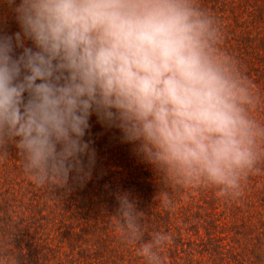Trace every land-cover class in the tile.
I'll return each instance as SVG.
<instances>
[{
  "label": "trees",
  "instance_id": "16d2710c",
  "mask_svg": "<svg viewBox=\"0 0 264 264\" xmlns=\"http://www.w3.org/2000/svg\"><path fill=\"white\" fill-rule=\"evenodd\" d=\"M141 1L0 0V264H264V0Z\"/></svg>",
  "mask_w": 264,
  "mask_h": 264
},
{
  "label": "rangeland",
  "instance_id": "374dc122",
  "mask_svg": "<svg viewBox=\"0 0 264 264\" xmlns=\"http://www.w3.org/2000/svg\"><path fill=\"white\" fill-rule=\"evenodd\" d=\"M97 1L101 4L102 3L110 4L108 2V0H97ZM172 2H174V3H172ZM114 3H118L119 5L122 6L125 3V0H122V1L121 0H115V2H113V4ZM146 5H149V9H147L148 13H150L151 15L162 13L163 18H165V19L170 18L172 20H177L178 16H182L184 14V11L188 10L190 14H192L198 20H200L199 18H200L201 14H199V12H197V10L191 4H185V6L182 8L177 7V6H179L178 0H145V1H141L140 2V9L142 12H145L143 7ZM195 6H200V8H203V4H201V5L195 4ZM240 6H242L243 8L251 9V6H245L242 4H240ZM249 9L241 10V7H240V10L236 11L238 14L237 16L247 14V17L249 18V20H251L250 14H248L250 12ZM168 13L170 14L169 17H168ZM143 18L147 19L149 17H143ZM228 21L229 22L225 21L226 24L223 25L224 26L223 33L228 32L229 37H232L231 39L230 38L229 39L224 38V39H218L217 40L216 38L211 37L210 35H206V34L201 33L199 36V40H197V36H196L197 32L192 31L191 34L184 35L183 37H181L182 41L187 46V50H186V48H183L184 50L182 51V55H188L189 57L196 55L198 57V60L201 59L203 64L206 65V64H208V60H209L208 59L209 52L214 51L216 54L217 60H219L220 63L223 64L224 62H222V61L226 59L227 52L229 49L227 50L226 48L221 47V46H225L229 42L231 43L232 39H234L235 41H239V39H241L243 35L246 36L248 34L246 32L247 28H248V31L254 32L256 29L251 28V22L254 24L257 23L256 21H247L246 19H239V23L236 21H233L232 19L228 20ZM182 22L185 24V22L183 20H182ZM262 23L264 26V21ZM173 33L175 34V32H173ZM176 35H178V34H175V36ZM161 54H159V55L157 54V55L161 56ZM177 67H178V65L176 62V65L173 66V69L175 70ZM182 68H183V66H182ZM216 72H217V75L219 74V78H220V70H217ZM190 113H191V111L185 115V117H187L186 122H188V120H189ZM194 119H196L195 113H194ZM260 126H264V124L261 120H259V123L257 124V127H260ZM261 133H263V135H264V128L261 130ZM67 171H68V169H67ZM59 178H60V180H62L60 175H58L56 182H59ZM57 192H58V190H57ZM54 210L55 211H53V213H55V214L53 216V222L55 220H60L59 218H61L60 213L58 212V209L54 208ZM57 213L59 214V216ZM49 214L51 215L52 212L48 213V215Z\"/></svg>",
  "mask_w": 264,
  "mask_h": 264
}]
</instances>
